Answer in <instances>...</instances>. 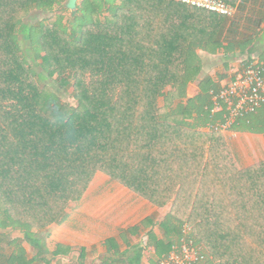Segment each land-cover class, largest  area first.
<instances>
[{"label": "trees", "instance_id": "1", "mask_svg": "<svg viewBox=\"0 0 264 264\" xmlns=\"http://www.w3.org/2000/svg\"><path fill=\"white\" fill-rule=\"evenodd\" d=\"M32 9L49 16L27 24ZM67 10L64 0H0V231L22 234L7 241L12 253L0 245V264H50L38 232L63 221L96 172L171 203L163 224L178 240L165 249L187 224L206 253L197 264H264V160L239 168L223 135L203 130L219 118L211 77L187 96L201 52L247 48L232 42L235 14L173 0H78L71 19ZM67 87L74 103L62 100ZM239 129L264 133V105ZM114 256L101 264L123 262Z\"/></svg>", "mask_w": 264, "mask_h": 264}, {"label": "crops", "instance_id": "2", "mask_svg": "<svg viewBox=\"0 0 264 264\" xmlns=\"http://www.w3.org/2000/svg\"><path fill=\"white\" fill-rule=\"evenodd\" d=\"M235 7L237 25L232 28V42L247 48L236 50L229 58H224L222 52H201L202 69L198 79L188 85V97L198 93L199 79L211 77L218 89L229 82L233 67L252 60L262 65L264 73V0H236ZM220 133L239 168L264 160V133L244 129ZM170 207L171 203L157 207L106 174L96 172L82 198L66 207L63 221L43 230L48 234L46 241L41 239L48 249L46 259L50 264H61L60 259L101 264L117 252L122 255L121 264H158L173 245L167 250V242L178 240L163 224ZM57 246L63 251L53 257L50 253ZM136 249L139 257L129 263L126 257Z\"/></svg>", "mask_w": 264, "mask_h": 264}, {"label": "built area", "instance_id": "3", "mask_svg": "<svg viewBox=\"0 0 264 264\" xmlns=\"http://www.w3.org/2000/svg\"><path fill=\"white\" fill-rule=\"evenodd\" d=\"M191 7L204 9L225 17H232L236 7L223 0H173ZM229 82L218 89H210V117L219 118L204 127L208 131L226 132L241 118L256 113L264 105V75L262 65L249 61L230 71ZM190 227L184 224L177 244L158 261V264H197L206 258L202 245L188 235Z\"/></svg>", "mask_w": 264, "mask_h": 264}, {"label": "rangeland", "instance_id": "4", "mask_svg": "<svg viewBox=\"0 0 264 264\" xmlns=\"http://www.w3.org/2000/svg\"><path fill=\"white\" fill-rule=\"evenodd\" d=\"M64 2H66V0H64ZM48 16H49V14H47V13H41L37 9H32L31 12L29 13V15L27 16L25 22L27 24H34V23H37L40 20H43V19L47 18ZM63 16H64L65 19H69V18L71 19L70 11L69 10L65 11L63 13ZM22 45H23L24 49H26L28 51L29 54H32L31 51H29V46L27 45V43L25 41L22 42ZM36 69L40 70V67H37ZM47 81H50V80H47ZM52 86H53V88H57V85L55 84L54 81H52ZM70 91H71V88L67 87L66 93H63V92L61 93V91H59V93H61L60 95L62 96V100L69 101L70 103H74V100L72 99V97L69 94ZM2 234H5V235H2ZM47 235L48 234L46 233V231L45 232L44 231H39L38 232V236L41 239L45 240V241H46ZM2 236H4V237L2 238ZM15 237H22V234L19 231H17V230L0 231V241H1L0 245L4 246V250H6L7 253H9L12 250V244L7 245V241L12 239V238H15ZM23 245L25 246L27 256L28 257L33 256L34 253H35V250L26 242L23 243ZM48 257L50 258L51 255H48ZM59 261H60L61 264H78L77 263L78 261H76L75 259H72V260H70V259H68V260L60 259ZM52 264H56V261L53 262Z\"/></svg>", "mask_w": 264, "mask_h": 264}, {"label": "water", "instance_id": "5", "mask_svg": "<svg viewBox=\"0 0 264 264\" xmlns=\"http://www.w3.org/2000/svg\"><path fill=\"white\" fill-rule=\"evenodd\" d=\"M77 1L78 0H66L65 7L69 11H75L76 10V7H77Z\"/></svg>", "mask_w": 264, "mask_h": 264}]
</instances>
